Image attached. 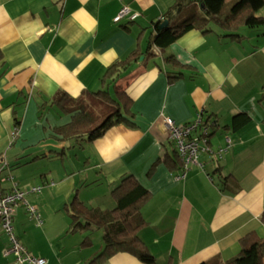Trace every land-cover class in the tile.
Segmentation results:
<instances>
[{"label":"crops","instance_id":"1","mask_svg":"<svg viewBox=\"0 0 264 264\" xmlns=\"http://www.w3.org/2000/svg\"><path fill=\"white\" fill-rule=\"evenodd\" d=\"M176 1L0 0V193L14 185L29 192L16 208L15 233L46 264H97L104 239L100 230L68 232L70 203L78 195L90 207L113 209L112 189L129 174L152 191L140 236L156 261L121 252L101 264L225 262L239 255L246 234L264 236V27H241L234 39L212 23L160 52L149 38ZM124 4L140 12L135 21H114ZM135 49L146 54L117 85L134 101L136 125L120 122L83 145L38 137L37 112L58 105L71 116L76 101L103 88L107 68ZM241 113L250 120L234 129ZM198 115L210 123L211 152L178 179L182 169L164 161L177 149L165 119L184 125ZM15 130L23 141L13 140ZM9 246L0 225V264H30L5 254Z\"/></svg>","mask_w":264,"mask_h":264},{"label":"trees","instance_id":"2","mask_svg":"<svg viewBox=\"0 0 264 264\" xmlns=\"http://www.w3.org/2000/svg\"><path fill=\"white\" fill-rule=\"evenodd\" d=\"M263 7L264 0H177L164 13L162 20L155 22V31L149 38L150 44L155 45L160 52H164L165 48L192 29L202 32L211 31L212 23L219 25L226 32V36L240 39L242 38L239 33L241 27H264V16L258 14ZM165 21L167 24L162 26ZM147 53L152 56L157 52L150 53L148 50ZM145 54L138 49L132 50L128 56L119 59L107 68L102 77L103 88L96 92L107 103L99 107L100 115L103 116L98 119L104 118L101 123L94 126V120L89 118L91 115L84 109V103L82 109L71 112L69 122L54 128L57 138L61 140L81 139L90 143L102 137L108 129L120 122L136 125L134 101L125 90L118 89L117 83L122 74ZM164 58L175 65L180 63L174 55H164ZM146 59L147 56L144 61ZM3 64L4 54L0 48V67ZM179 77L180 73L170 76L171 80ZM92 96L90 95L91 100H93ZM249 120L250 116L247 113H241L235 117L234 129H239ZM204 124L210 127L209 121L204 120ZM16 125H20L18 118H16ZM168 158L164 161L172 170H183L184 162L177 149L176 156ZM160 160L154 164V167ZM152 171L153 167L149 169L148 174ZM111 194L116 201V206L109 210L90 207L76 195L70 203L71 224L68 232L73 233L79 229L103 230L104 247L93 263L101 264L121 252L130 253L145 263H155V255L140 236V231L148 224L141 208L151 198L152 191L134 174H129L121 179L119 184L112 189ZM260 220L264 225V210ZM85 239L84 243L90 241V236H86ZM240 246L239 255L230 260L205 261L200 264H264V236H260L257 232H250L240 239Z\"/></svg>","mask_w":264,"mask_h":264},{"label":"built area","instance_id":"3","mask_svg":"<svg viewBox=\"0 0 264 264\" xmlns=\"http://www.w3.org/2000/svg\"><path fill=\"white\" fill-rule=\"evenodd\" d=\"M140 16V12L134 10L130 5L124 4L116 14L114 21L120 22L123 19L135 21ZM166 125L171 129V138L175 141L177 150L184 162V168L177 174L178 179L186 177L191 164H198V158L201 152L210 151L208 145L209 129L205 126L202 115L189 124L176 125L172 119H165ZM17 130L12 134L13 140L18 136ZM230 141V139H228ZM224 150V149H222ZM218 154V153H217ZM220 154V153H219ZM40 187H35L32 191H40ZM29 192L19 189L14 185L9 192L0 193V225L3 232L10 240V246L6 248L5 254H14L17 261L30 264H46L44 257L37 256L30 252L28 248L20 242L14 229V218L16 208L22 202ZM28 211L34 215L36 209L33 206H27ZM38 221L42 222L40 214Z\"/></svg>","mask_w":264,"mask_h":264},{"label":"rangeland","instance_id":"4","mask_svg":"<svg viewBox=\"0 0 264 264\" xmlns=\"http://www.w3.org/2000/svg\"><path fill=\"white\" fill-rule=\"evenodd\" d=\"M246 27L243 26L242 28L244 29ZM129 74L130 73L125 72L122 75L124 77V76H127ZM98 91L99 90H96L95 92L92 93L93 94V96H92L93 100H88V99H86L84 97L85 100L84 99H80V100L76 101V104H75V105H77L79 107L75 111H79L80 109H82V106L85 103L84 109L89 113V115H91V116H89V118H91V120L93 118L94 126L99 124V123H101V121H103V119H104V118L103 119L102 118L98 119V117H102L103 116V115H100L99 107H102L103 105L107 104L106 100L99 93H96ZM62 109L63 108H60L58 105H55L53 107L52 106L45 107L44 109H42L39 112H37L38 118L41 121L42 126L43 127H47V129H45V128L43 129V127H42V129L39 130V133L41 132V134L38 137H43L44 139L51 140V141L52 140H56L55 137H57V132L55 131L54 128L59 126V125H62L61 123H66L68 120L71 119V116L68 115L67 112H65ZM49 125H52V126L49 128ZM17 139H20L21 141L24 140V138L20 137L19 135L14 140L17 141ZM75 143H77L79 145H83L84 144V140L76 139ZM99 230L100 231H97V233H98L97 235H99L103 239L104 232H103L102 229H99Z\"/></svg>","mask_w":264,"mask_h":264},{"label":"water","instance_id":"5","mask_svg":"<svg viewBox=\"0 0 264 264\" xmlns=\"http://www.w3.org/2000/svg\"><path fill=\"white\" fill-rule=\"evenodd\" d=\"M167 24V21H165L163 24H162V26H164V25H166ZM143 59V58H142Z\"/></svg>","mask_w":264,"mask_h":264}]
</instances>
